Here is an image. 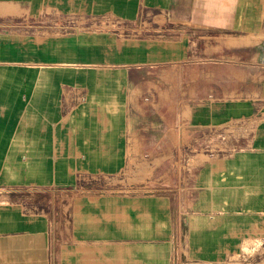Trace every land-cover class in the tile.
<instances>
[{
	"label": "crops",
	"instance_id": "obj_1",
	"mask_svg": "<svg viewBox=\"0 0 264 264\" xmlns=\"http://www.w3.org/2000/svg\"><path fill=\"white\" fill-rule=\"evenodd\" d=\"M0 9L82 27L0 30V190L17 192L0 201V264H175L176 249L181 264H264L263 244L243 249L264 242V0ZM96 18L127 27L85 26ZM195 142L206 159L176 171ZM124 172L128 189L84 182Z\"/></svg>",
	"mask_w": 264,
	"mask_h": 264
},
{
	"label": "rangeland",
	"instance_id": "obj_2",
	"mask_svg": "<svg viewBox=\"0 0 264 264\" xmlns=\"http://www.w3.org/2000/svg\"><path fill=\"white\" fill-rule=\"evenodd\" d=\"M0 11H6L7 13H0V30H16L21 33L26 34V36L31 37H51L54 35H67L72 32H75L81 29V26H69L61 21L60 19H50V18H38V19H31L21 15V12H12L9 15V11L7 9H0ZM65 24V25H64ZM117 28H126L127 26H121L116 24ZM63 28V29H62ZM184 113V117H188L189 107L186 108ZM192 147L190 144L182 147L183 152L191 154L194 156L192 158V164L197 165L203 162L206 159V150L198 148V150L194 149V152H191ZM190 153H189V151ZM192 156V157H193ZM132 176L128 173H122L117 176L112 177H88L85 179V185L89 189L95 190L96 192H104L114 188L119 189H128L130 188L131 184H133ZM35 194L34 192L26 191L20 192L19 195H24L26 197L32 196ZM42 195L48 197L49 195H54L57 200L62 198L61 193H52L50 191L41 192ZM17 192L7 193L6 191L0 190V201L6 202L8 200H12L16 202ZM247 241L244 243L243 249L248 254L253 252V248L260 246L264 242L260 241L258 238H254L253 236H248L246 238ZM262 246V245H261ZM264 257V252H263ZM259 260V259H258Z\"/></svg>",
	"mask_w": 264,
	"mask_h": 264
},
{
	"label": "built area",
	"instance_id": "obj_3",
	"mask_svg": "<svg viewBox=\"0 0 264 264\" xmlns=\"http://www.w3.org/2000/svg\"><path fill=\"white\" fill-rule=\"evenodd\" d=\"M64 21V23L67 25V27L69 26H81V22L79 19H76V18H69V19H66V20H62ZM150 21L148 19V16L147 14L143 15L139 20H138V25H144V23ZM119 24L121 26H125L126 24H122L120 23V21L118 20H115V19H111V18H96V19H92V20H88V22H86L85 26H87V28H91V27H97V26H102V24ZM64 24V25H65ZM63 29V28H62ZM222 135V140L225 141L226 140V137H225V134H221ZM191 147H192V151L191 152H194V149L195 150H198V148H201V149H204L207 151V146L205 143H198V142H195L193 144H190ZM184 147V146H183ZM189 151V150H188ZM190 153V151H189ZM174 164H175V170L183 173V174H190L193 170V164H192V156L191 154H188V153H185L183 152L182 150V147L178 148L175 150V153H174ZM262 244H260L261 246ZM174 260H175V264H181V259H180V255H179V250L176 249L175 251V255H174ZM50 264H53V262H51Z\"/></svg>",
	"mask_w": 264,
	"mask_h": 264
},
{
	"label": "bare ground",
	"instance_id": "obj_4",
	"mask_svg": "<svg viewBox=\"0 0 264 264\" xmlns=\"http://www.w3.org/2000/svg\"><path fill=\"white\" fill-rule=\"evenodd\" d=\"M106 42V41H105ZM126 49V48H125ZM216 227V226H215ZM206 232V231H205ZM199 237V236H198ZM206 242H209V241H206ZM205 244V243H204ZM201 246V245H200ZM206 247V246H205ZM209 250V249H208Z\"/></svg>",
	"mask_w": 264,
	"mask_h": 264
}]
</instances>
